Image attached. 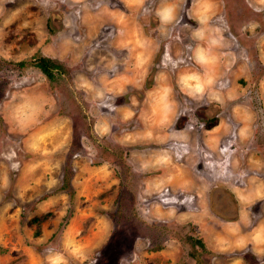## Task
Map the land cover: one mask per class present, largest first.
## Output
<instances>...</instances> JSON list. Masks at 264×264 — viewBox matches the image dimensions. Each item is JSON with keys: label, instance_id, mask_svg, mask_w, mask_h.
I'll return each instance as SVG.
<instances>
[{"label": "rangeland", "instance_id": "rangeland-1", "mask_svg": "<svg viewBox=\"0 0 264 264\" xmlns=\"http://www.w3.org/2000/svg\"><path fill=\"white\" fill-rule=\"evenodd\" d=\"M231 1L0 0V264H264V0Z\"/></svg>", "mask_w": 264, "mask_h": 264}, {"label": "crops", "instance_id": "crops-1", "mask_svg": "<svg viewBox=\"0 0 264 264\" xmlns=\"http://www.w3.org/2000/svg\"><path fill=\"white\" fill-rule=\"evenodd\" d=\"M161 4V3H160ZM164 6H166V4H163ZM172 7V6H171ZM157 9H158V5H157ZM160 23V21H159ZM137 36V35H136ZM137 41H142V45L143 47L142 48H136L137 51H134L131 59L134 61V62H138V64L142 67V66H145V64L150 60V58L153 56V52L154 50L152 49V46L151 44H149L150 40H149V35L144 33L142 36H141V40H137ZM148 42V43H147ZM148 47V49H146ZM202 48H204L205 46L202 45L201 46ZM200 47V45H194V47H192V50L193 52L196 50L198 52V49H202ZM146 52H149V58H146L145 55L147 54ZM130 55H131V52H130ZM130 56H128L129 58ZM139 66H136V67H132V70L133 72L131 73H141L139 72L137 69H138ZM131 76V79L134 80V77L135 75H130ZM168 86H165V88H167Z\"/></svg>", "mask_w": 264, "mask_h": 264}, {"label": "trees", "instance_id": "trees-1", "mask_svg": "<svg viewBox=\"0 0 264 264\" xmlns=\"http://www.w3.org/2000/svg\"><path fill=\"white\" fill-rule=\"evenodd\" d=\"M234 0H232L231 2H233ZM228 2H230V0H228ZM35 66H37L38 68L41 69V71L47 75L49 78H53V71L54 69H56L58 67V65L49 57L46 56H39V57H35L32 60ZM19 65L24 66L25 62L24 61H20ZM186 238L192 242V240H194L193 236L191 235H187Z\"/></svg>", "mask_w": 264, "mask_h": 264}, {"label": "clouds", "instance_id": "clouds-1", "mask_svg": "<svg viewBox=\"0 0 264 264\" xmlns=\"http://www.w3.org/2000/svg\"><path fill=\"white\" fill-rule=\"evenodd\" d=\"M259 228H260L261 230H264V224L260 225Z\"/></svg>", "mask_w": 264, "mask_h": 264}]
</instances>
